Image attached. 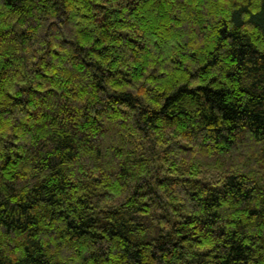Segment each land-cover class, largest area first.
<instances>
[{"label": "trees", "instance_id": "1", "mask_svg": "<svg viewBox=\"0 0 264 264\" xmlns=\"http://www.w3.org/2000/svg\"><path fill=\"white\" fill-rule=\"evenodd\" d=\"M0 264H264V0H0Z\"/></svg>", "mask_w": 264, "mask_h": 264}]
</instances>
